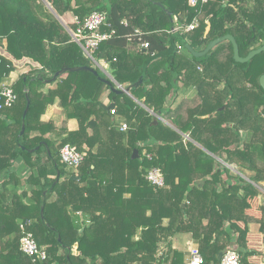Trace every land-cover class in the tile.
Wrapping results in <instances>:
<instances>
[{
  "label": "trees",
  "instance_id": "trees-1",
  "mask_svg": "<svg viewBox=\"0 0 264 264\" xmlns=\"http://www.w3.org/2000/svg\"><path fill=\"white\" fill-rule=\"evenodd\" d=\"M45 1L60 17L106 13L101 31L114 33L99 44L93 61L107 64L124 88L140 83L131 97L114 94L40 0H0V85L10 83L17 97L0 109V264H182L183 254L172 246L179 234L190 235L203 264H219V253L229 249L246 264L258 253L246 246L249 225L258 224L264 236V208L257 207L260 218L251 214L257 186L264 184V52L236 63L224 41L193 58L181 39L200 52L231 35L244 58L264 45V0L195 6L188 0ZM174 17L178 24L197 17L199 25L172 33ZM140 43L148 49H138ZM26 65L31 68L11 81V73ZM78 67L97 75L65 73L41 91L56 72ZM189 88L193 95L177 100ZM105 90L114 116L100 104ZM168 99L173 102L166 105ZM54 103L59 128L41 119ZM155 115L160 119L154 125ZM70 119L78 125L73 132L66 128ZM66 144L85 154L76 171L60 161ZM134 150L138 158L132 160ZM18 162L28 168V190L19 194L14 189L22 184L10 170ZM151 168L162 173L163 188L146 181ZM73 175L81 179L71 180ZM20 224L45 250V261L20 251Z\"/></svg>",
  "mask_w": 264,
  "mask_h": 264
},
{
  "label": "built area",
  "instance_id": "built-area-1",
  "mask_svg": "<svg viewBox=\"0 0 264 264\" xmlns=\"http://www.w3.org/2000/svg\"><path fill=\"white\" fill-rule=\"evenodd\" d=\"M212 1L214 0H188L189 4L192 6H195L198 3L205 4ZM106 21V13L92 12L83 20H79L78 18L74 17L73 24L75 25V29H68L71 40L76 43L82 50L83 54L92 61V54L98 48L99 44L110 38L114 33L113 31H111L108 34L101 31V28L105 26ZM173 22L175 23V26L171 30V32L178 34H185L194 31L199 25L197 17H194L189 24H178L175 17L173 19ZM123 23L126 24L125 21H123ZM135 35H140V33L138 31H135ZM138 40L140 41V38ZM178 48L180 49V47ZM138 49L147 50L148 44L140 43L138 45ZM94 63L96 64V62ZM108 77H110V75H108ZM116 85L117 88L122 87L118 84ZM16 99V94L14 93L10 83L0 85V109L12 107ZM109 112L111 116L115 115L112 109H110ZM118 130L120 132H125L127 130L126 124H118ZM59 157L61 163L64 164L68 170L76 171L78 166L82 163L85 154L84 152L78 151L75 147L66 144L59 150ZM145 179L150 185L156 188L164 187V177L158 168H151L147 172ZM19 227L23 232V235L21 236L19 241L20 251L27 257L31 258L33 261H45L47 259L45 250L37 246V243L34 240L32 234L26 232L23 225L20 224ZM186 264H203V258L199 253L197 247L190 248ZM219 264H241V261L237 252L233 249H229L222 254L219 260Z\"/></svg>",
  "mask_w": 264,
  "mask_h": 264
},
{
  "label": "crops",
  "instance_id": "crops-1",
  "mask_svg": "<svg viewBox=\"0 0 264 264\" xmlns=\"http://www.w3.org/2000/svg\"><path fill=\"white\" fill-rule=\"evenodd\" d=\"M44 4H45V2H44ZM44 4H43V6L45 8L46 6ZM52 17L55 20H57L62 26L64 25V29L66 31H68V29H69L68 26L73 23V19H74V16L72 13H65L61 17L55 13L54 16L52 15ZM26 62L27 61H23V63H26ZM28 64H30V63H28ZM95 66L106 79H112L111 76L108 77V75H110V74H109V67L107 64H105L104 62H97L95 64ZM30 68L31 67L29 65H26V67L22 68L20 73H18L19 70L11 73L10 80L15 81L17 77L16 78H14V77L18 76L17 74L20 75L21 73H26ZM50 86H51L50 84H46V86L41 91L46 92ZM108 93H109V90H105L101 99H100V104L106 108H108L110 105H113V103L108 99ZM193 93H194V90L189 88V89L180 90L177 95L181 96V98H190L193 95ZM172 100L173 99H168L166 101V105L169 104L170 102H173ZM177 100H178V97H177ZM149 112L152 113L151 111H149ZM154 118L160 119V117H158L157 115H155ZM41 119H42V121H52L54 123L55 127L59 128L61 121H62V116L60 115V108L57 105V103H54L53 105H49L47 107L45 113L42 115ZM163 122L167 126H169L170 128L174 129V127L172 126V124L169 121L163 120ZM66 128L70 132L77 130L78 125H77L76 120L70 119L67 122ZM230 169H232V168L230 167ZM10 170L14 171L16 173L17 178L19 179V181L22 184V186L16 187L14 189V191L17 192V194H19L22 191L28 190V187L25 186V184H24V182L27 178V175H28V168L25 167L24 165H22V163L18 162V163H14L13 166L10 168ZM3 178H4V175L3 174L0 175V191H1V185H2ZM257 188L259 191V196H258L257 200H255V202L252 205L251 214L257 218H260L262 215L260 212L257 211V207L262 206L264 208V184L257 186ZM76 216L80 217L81 215H80V213H76ZM263 221H264V214H263ZM172 246L175 250H177L178 252L183 254L182 264H186L190 248L195 247L196 245H195L194 241L192 240V238L190 237V235L179 234L173 238ZM246 246L248 249L258 252L257 254H253L250 257H248L246 264H264V236L260 233L258 224H250L249 225L248 233L246 235Z\"/></svg>",
  "mask_w": 264,
  "mask_h": 264
},
{
  "label": "water",
  "instance_id": "water-1",
  "mask_svg": "<svg viewBox=\"0 0 264 264\" xmlns=\"http://www.w3.org/2000/svg\"><path fill=\"white\" fill-rule=\"evenodd\" d=\"M156 6L158 7H162V5L160 3H154ZM47 5V4H46ZM48 6V5H47ZM165 13L170 16V12L168 10L165 9ZM206 30H205V35L204 37L207 35V33L209 32V29H210V24L208 22V20H206ZM224 41H228L230 42V44L232 45V48H233V59L236 63H246L248 62L250 59H252L254 56L258 55L259 53H262L264 52V45L257 48V49H254L252 51H250L248 53V55L244 58H241L239 56V53H238V46L234 40V38L231 36V35H225V36H222L220 38H217L211 42H209L206 46V48L200 52H195L188 44L186 41L182 40L181 39V43H182V46L183 48L188 52V54H190L191 57L193 58H202L204 57L210 50H212L216 45H218L219 43L221 42H224ZM81 71H87V72H90L92 73L93 75H97L96 71L93 70V69H90V68H86V67H78V68H65V69H62L58 72H56L54 74V76L49 80V81H45V84H49V83H53L55 81V79L65 73H72V72H81ZM101 82H103L106 86H108L109 90L111 92H113L114 94L116 95H127L129 97H131L130 95V92L136 87L139 85L140 83V80L137 81L136 83H134L133 85H130L128 87H121V88H117L116 86V83L112 80H109V79H100ZM259 84L261 86V88L264 90V75L260 77L259 79ZM113 108V105H110L108 108L104 107L105 111H108L110 109ZM28 109H29V101L27 100V104H26V107H25V110L23 111V114H22V122L24 121L27 113H28ZM153 124H157V119L154 118L153 120ZM24 132V124H22L21 126V130H20V133H19V136H21ZM34 151V150H33ZM31 151V152H33ZM138 158V151L137 150H134L133 153H132V156H131V159L134 160V159H137ZM71 180H74V181H78L81 179L80 176H76V175H73L70 177ZM40 214H41V219L43 218L42 217V214H43V210L41 208V211H40ZM222 256V253H219L217 259L220 260Z\"/></svg>",
  "mask_w": 264,
  "mask_h": 264
},
{
  "label": "rangeland",
  "instance_id": "rangeland-1",
  "mask_svg": "<svg viewBox=\"0 0 264 264\" xmlns=\"http://www.w3.org/2000/svg\"><path fill=\"white\" fill-rule=\"evenodd\" d=\"M40 1H41L43 4H44V2H45L44 5L47 7V8L45 7L46 10H47V12H48L51 16H52V15L54 16L55 11H54L53 8L50 6V4L48 5V3H47L45 0H44V1H43V0H40ZM104 3H105V4H103L102 6L105 7V10H107V9H108V5H107L106 2H104ZM46 4H47L48 6H47ZM50 8H51L52 10H51ZM52 11H53V12H52ZM63 27H64V25H63ZM94 66H95V64H94ZM25 67H26V66H25ZM95 67H96V66H95ZM18 70H19L18 73H20V71L22 70V68H20V69L18 68ZM17 75L19 76V74H17ZM18 76H15L14 78H16V77H18ZM16 79H17V78H16ZM180 98H181V96H178V100H179ZM230 167L232 168L233 172L236 173L235 168H234L233 166H230Z\"/></svg>",
  "mask_w": 264,
  "mask_h": 264
}]
</instances>
